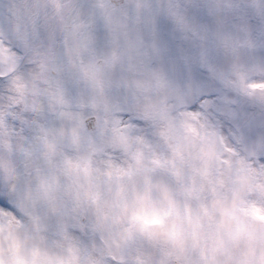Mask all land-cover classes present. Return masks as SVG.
<instances>
[{
	"label": "snow or ice",
	"instance_id": "obj_1",
	"mask_svg": "<svg viewBox=\"0 0 264 264\" xmlns=\"http://www.w3.org/2000/svg\"><path fill=\"white\" fill-rule=\"evenodd\" d=\"M0 264H264V0H0Z\"/></svg>",
	"mask_w": 264,
	"mask_h": 264
}]
</instances>
